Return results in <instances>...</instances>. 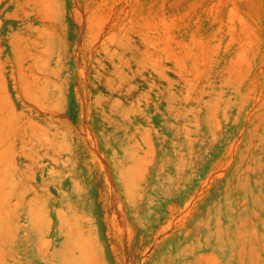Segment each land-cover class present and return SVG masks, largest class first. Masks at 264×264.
<instances>
[{
    "label": "rangeland",
    "instance_id": "rangeland-1",
    "mask_svg": "<svg viewBox=\"0 0 264 264\" xmlns=\"http://www.w3.org/2000/svg\"><path fill=\"white\" fill-rule=\"evenodd\" d=\"M0 264H264V0H0Z\"/></svg>",
    "mask_w": 264,
    "mask_h": 264
}]
</instances>
